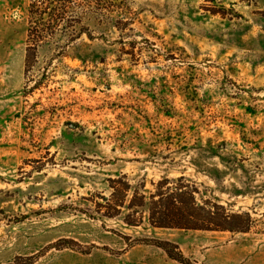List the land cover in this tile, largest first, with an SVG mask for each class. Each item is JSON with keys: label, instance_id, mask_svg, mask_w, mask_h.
Instances as JSON below:
<instances>
[{"label": "rangeland", "instance_id": "1", "mask_svg": "<svg viewBox=\"0 0 264 264\" xmlns=\"http://www.w3.org/2000/svg\"><path fill=\"white\" fill-rule=\"evenodd\" d=\"M30 15L65 20L36 44ZM119 173L252 226L102 218ZM0 264H264V0H0Z\"/></svg>", "mask_w": 264, "mask_h": 264}, {"label": "trees", "instance_id": "2", "mask_svg": "<svg viewBox=\"0 0 264 264\" xmlns=\"http://www.w3.org/2000/svg\"><path fill=\"white\" fill-rule=\"evenodd\" d=\"M46 12L44 10V14ZM64 16L30 15L28 40L38 44L57 29L58 23L65 20ZM32 55L34 49L28 47V61ZM72 57L84 63L89 60V57L77 53ZM220 145L201 149L217 155L222 150ZM197 167L201 168L200 165ZM201 171L206 172V169ZM150 182L151 188L147 187L146 178L132 183L126 173L109 178L110 196L101 197L104 203H97L100 217H121L130 227L148 223L161 229L247 232L252 226L249 212L233 211L221 204L218 197H204L197 183L184 174L176 177L163 175ZM166 244L158 242L157 245L171 257L185 262L182 253H174Z\"/></svg>", "mask_w": 264, "mask_h": 264}]
</instances>
